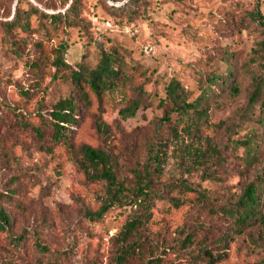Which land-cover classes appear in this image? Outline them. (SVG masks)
<instances>
[{"label":"rangeland","instance_id":"374dc122","mask_svg":"<svg viewBox=\"0 0 264 264\" xmlns=\"http://www.w3.org/2000/svg\"><path fill=\"white\" fill-rule=\"evenodd\" d=\"M71 1L0 0V194L11 215V226L0 233V264H49L39 258L36 238L63 255L60 264H203L197 255L200 245L225 253L216 264H259L264 226L234 229L223 208L237 201L244 185L264 169V106L262 100L251 99L249 70L255 66L249 61L260 34L238 21L256 0H141L123 16L111 6L127 0H81L79 15L86 26L52 30L42 38V48L21 43L35 66L13 52L3 31L17 7L53 13ZM260 2L264 12V0ZM39 20L32 16L33 29ZM12 35L33 41L39 36L20 26ZM61 43L68 45L71 65L89 69L100 60V45L116 48L128 62L130 76L125 93L106 97L102 112L96 104L90 109L81 104L69 140L57 142L49 113L72 87L67 72L53 62L54 48ZM226 57L233 64V81L211 93L208 116L194 136L177 122V112L171 114L161 132L168 139L166 162L163 172L153 176L157 190L167 192L186 179L207 189L210 200L169 214L158 201L156 220L140 228L142 245L119 261L117 236L139 207L124 200L102 219L87 218L85 209L99 208L107 197V181L83 158L82 146L110 153L126 189L120 195L126 198L147 161L156 122L164 115L159 105L162 75L177 77L197 97L209 76L227 71ZM137 65L146 69L147 77L135 71ZM139 83L150 95L134 116L125 117V94L136 97L132 86ZM174 126L177 135L171 132ZM23 232L25 243L18 249L9 237Z\"/></svg>","mask_w":264,"mask_h":264},{"label":"trees","instance_id":"16d2710c","mask_svg":"<svg viewBox=\"0 0 264 264\" xmlns=\"http://www.w3.org/2000/svg\"><path fill=\"white\" fill-rule=\"evenodd\" d=\"M141 4V0H127L121 5H112L111 11L117 15L123 16L131 14L129 12L132 5ZM81 0H72L63 11L47 13L37 7L24 10L17 7L13 18L7 21L3 34L10 48L19 57L26 60L31 66L36 63L30 61L28 55L23 51L21 43L25 45L32 44L35 47L42 48L44 35H50L52 30L57 31L60 28L70 26H86L87 21L80 14ZM36 14L39 25L37 29L31 26V18ZM46 21V22H45ZM239 23L245 28H250L251 32H257L260 36L257 39V47L253 48L249 65L254 66L249 70L252 72V84L254 86L251 99L252 101H263L264 106V12L262 11L260 0H256L251 8L246 9L239 17ZM20 26L28 33H37L38 39L15 38L12 30ZM67 43H61L54 52V64L59 70L67 72L68 80L71 83V90L68 98L59 101L50 111L48 121L52 125L53 137L57 142L69 140V131L71 126L77 122L78 113L81 104L91 108L96 104L98 110H104L105 98L116 92L125 93L127 81L130 74L126 73L128 62L123 58L118 49H106L100 45L101 57L98 64L89 69L84 65L73 66L66 59ZM228 68L225 73H214L208 77L207 85L202 89L197 97L177 78L168 77V74L162 75L164 81V96L160 97L159 105L164 110L162 118L156 122L155 140L148 143V158L143 171L137 172L135 186L132 192L124 197L125 190L123 184L118 180L115 170V164L109 152L94 148L90 145H83L81 152L83 158L93 167L95 174L107 181V197L102 201L97 209H85V215L91 220L102 219L107 212H110L115 206H120L124 200L131 202L139 207V213L130 219L121 229L117 240L121 244L120 252L117 255L119 261L124 262L130 255H133L138 247L143 243V237L139 234L140 228L148 226L155 221V211L157 202L161 201L167 214L174 209H179L186 204L204 203L210 200L209 191L201 185L189 182L186 179L175 182L168 189V193L154 188L153 176L163 172V166L168 154V139L162 135V130L167 126L173 112L178 113L179 124L186 129L189 136L197 134L200 131V125L203 119L208 116L209 99L211 93L219 90V87L228 85L233 81V64L231 59L227 58ZM257 66L258 69H255ZM142 77H147L146 69L141 65L134 67ZM255 69V70H254ZM233 90L237 91L236 85ZM129 88V85H128ZM136 92V97H128L125 94L126 108L122 113L125 117L134 116L139 106L147 99L150 93L144 87L143 83L132 86ZM124 97V96H123ZM174 135L178 134L177 127L171 129ZM121 194V195H120ZM264 196V169L256 171L254 178L247 182L243 187V192L234 203L223 207L226 214L231 218L234 229L244 230L247 227H253L258 223L264 226V212L261 209ZM125 198V199H123ZM11 226V215L3 202L0 194V233L6 232ZM185 238L190 240L189 235ZM10 242L16 247L21 248L25 243V233L9 237ZM130 239H133L130 241ZM36 252L43 262L49 264H60L63 260L61 253L52 252L39 238L35 241ZM198 261L203 264H216L225 259V253L218 251L214 253L208 245H200L197 250ZM259 264H264V258Z\"/></svg>","mask_w":264,"mask_h":264}]
</instances>
